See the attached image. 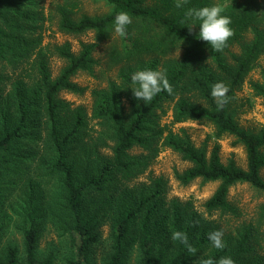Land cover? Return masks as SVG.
<instances>
[{"label": "trees", "instance_id": "trees-1", "mask_svg": "<svg viewBox=\"0 0 264 264\" xmlns=\"http://www.w3.org/2000/svg\"><path fill=\"white\" fill-rule=\"evenodd\" d=\"M105 1L112 10L101 18L82 16L76 20V0H61L54 10L59 30L74 35L88 31L105 35L121 11L132 18L127 36L120 37L122 50L111 54L114 62L127 66L119 71L118 82L92 91L91 119L99 128L93 136L84 109L71 108L59 94L84 91L71 79L79 72L93 73L95 46H84L78 56L68 45L56 47L54 53L67 65L52 78L46 53L38 48L40 39L34 38L36 19L28 16L26 7L30 0H0V61L18 66L35 56L31 63L34 73L26 75L29 81H14L6 97L0 89V179L17 181L25 172V160L36 159L37 163L36 176L27 182L19 213L22 264H54L53 254L41 259L37 252L47 216L71 238L73 254L68 264H92L99 229L106 224L112 242L106 264H126L134 247L139 249L141 264H196L199 259L223 256L231 257L235 264H261L249 262L255 239L251 227L235 238L224 235L227 246L217 250L207 234L220 227L201 218L190 201L168 200L166 179L151 178L132 187L127 183L138 178L163 148H169L191 165L182 172L175 171L181 185L198 179L219 183L204 204L208 213L236 215L237 209L228 201L229 190L236 184L245 183L264 192V126L258 131L241 127L236 107V93L264 53V3L227 0L219 4L224 9L222 14L231 18L234 36L222 52H215L199 40L198 24L189 33L185 22L187 7L211 6L213 0H188L181 9L175 7L177 0ZM250 30L253 38L245 42ZM234 46L239 47V54L231 52ZM177 50L183 52L181 58L163 66L173 94L161 92L146 104L136 100L131 75L139 70H158V57ZM131 62L137 67L129 65ZM262 78V82L251 83V89L264 100V71ZM217 82L229 87V102L222 110L211 97L212 85ZM166 104L172 105L173 124L206 122L214 127L216 137H234L245 149L247 168H239L233 161L223 164L218 145L208 156L186 134L165 133L167 127L160 121L166 115ZM100 149H108L109 155ZM134 149L142 152L132 154ZM51 183L53 194L46 201L42 192ZM4 184L0 182V186ZM5 196L0 193V198ZM1 230L0 226V234ZM175 231L188 235L197 249L195 255L171 239ZM0 264H21L17 246L5 249Z\"/></svg>", "mask_w": 264, "mask_h": 264}, {"label": "rangeland", "instance_id": "rangeland-1", "mask_svg": "<svg viewBox=\"0 0 264 264\" xmlns=\"http://www.w3.org/2000/svg\"><path fill=\"white\" fill-rule=\"evenodd\" d=\"M215 4H224L227 0H213ZM229 1V0H228ZM242 2L243 0H236ZM264 3V0H257ZM78 8L74 18L77 20L82 16L90 18H101L111 12V7L105 0H76ZM149 3V0H146ZM61 0H30L26 6L28 16L35 18L33 28L34 38L39 37V46L46 53L48 68L52 78L60 75L66 67L67 61L60 58L54 53L56 47L68 45L71 53L78 56L86 45H94L92 53L96 64L93 67V73L79 72L72 77V82L84 89L81 94H74L62 91L59 99L71 105V108L81 107L88 116V126L91 135L96 136L99 129L96 120L91 119L93 98L92 91L104 89L110 82H118L119 71L127 64L116 63L112 60L114 50L121 51L122 43L120 37L114 33L112 27L105 35L99 36L94 31H88L83 34H67L59 30L58 18L55 17L54 10ZM51 14V16H50ZM264 26H262L263 28ZM253 38L252 31L245 35V42ZM231 52L239 54V47L234 46ZM182 51L177 50L166 57H158L159 67L177 61L182 56ZM35 56L32 55L22 64L14 66L4 61H0V89L2 97H6L12 87V83L17 79L26 78L27 74H33L31 63ZM132 67H137L135 63H129ZM212 66V65H211ZM264 71V53L251 68L242 87L236 93V107L239 113L237 116L241 127L249 130L258 131L264 126V100L256 97L251 89V83L262 82V72ZM127 107V106H126ZM172 105L166 104V115L161 118V125H165L168 130L179 136L189 137L191 142L197 148H204L209 156L215 145L219 146V156L223 164L233 161L236 166L242 169L247 168V157L243 146L237 144L236 139L232 136H215L214 127L206 122L186 121L183 123H172ZM39 145L41 142L39 141ZM40 151V148L38 149ZM106 155H109L108 149H100ZM142 151L134 149L132 154H140ZM36 159L25 160V172L17 181H9L5 177L0 182L5 181L0 186V193H5V198H0V261L4 255L5 249L10 245H15L19 251L20 263L23 262L24 248L22 234L18 230L21 210V203L26 192L28 180L36 176ZM190 163L181 159L180 155L169 148H163L158 156L151 162L149 167L139 175L138 178L128 182L127 185L132 187L141 183H148L152 178L163 177L168 184L167 199H178L181 202L190 201L194 210L201 218L214 223L223 230L224 235L235 238L246 227H251L255 239H253V251L249 258L250 263L264 264V192L258 191L248 184H236L230 188L228 193L229 203L237 209L236 215L221 214L219 212L208 213L204 206L205 202L213 195L217 189L218 182L204 183L198 179L192 183L183 186L174 176L175 171L182 172L190 167ZM261 177L264 180V169L261 171ZM45 180H43L44 182ZM53 183L44 187L42 196L49 200L53 194ZM52 197V196H51ZM100 239L95 245L92 254V264H106L111 255V237L110 228L106 224L99 229ZM39 258H45L50 254L54 255V264H68V259L73 254L71 238L63 233L56 223L55 219L50 216L42 224V231L38 244ZM126 264H141V255L139 249L134 247L128 257Z\"/></svg>", "mask_w": 264, "mask_h": 264}, {"label": "clouds", "instance_id": "clouds-1", "mask_svg": "<svg viewBox=\"0 0 264 264\" xmlns=\"http://www.w3.org/2000/svg\"><path fill=\"white\" fill-rule=\"evenodd\" d=\"M188 0H177L175 7L177 9L186 8ZM224 9L219 4L204 6L200 8L187 7L185 11V22L192 32L198 24L199 40L206 42L215 52H222L228 45V41L234 36V30L230 27L231 18L223 15ZM132 24V18L127 12H119L114 17V33L118 37H126L128 26ZM132 94L138 101L144 104L151 102L161 92L168 95L173 94V87L169 82L166 70H139L131 75ZM229 87L224 82H217L212 85L211 97L218 109H223L229 102ZM223 230L212 231L207 234L213 248L224 250L226 243L223 239ZM173 241H178L186 250L195 255L197 249L192 246L188 235L183 231H175L171 235ZM196 264H235V261L229 256L220 257L218 260L212 258L199 259Z\"/></svg>", "mask_w": 264, "mask_h": 264}]
</instances>
